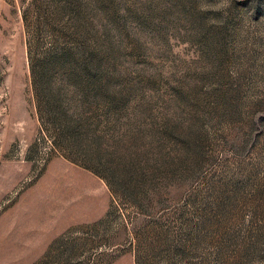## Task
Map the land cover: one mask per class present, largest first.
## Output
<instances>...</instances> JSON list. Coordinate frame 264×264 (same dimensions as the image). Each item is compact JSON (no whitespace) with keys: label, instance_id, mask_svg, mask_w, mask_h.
<instances>
[{"label":"rangeland","instance_id":"rangeland-1","mask_svg":"<svg viewBox=\"0 0 264 264\" xmlns=\"http://www.w3.org/2000/svg\"><path fill=\"white\" fill-rule=\"evenodd\" d=\"M0 264H264V0H0Z\"/></svg>","mask_w":264,"mask_h":264}]
</instances>
